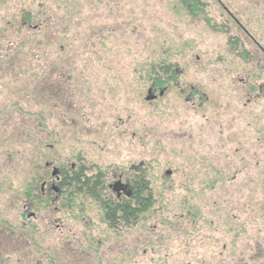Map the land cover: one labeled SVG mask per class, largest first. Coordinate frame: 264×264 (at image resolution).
<instances>
[{"label": "rangeland", "instance_id": "rangeland-1", "mask_svg": "<svg viewBox=\"0 0 264 264\" xmlns=\"http://www.w3.org/2000/svg\"><path fill=\"white\" fill-rule=\"evenodd\" d=\"M200 1L0 0V264H264V0Z\"/></svg>", "mask_w": 264, "mask_h": 264}, {"label": "trees", "instance_id": "trees-1", "mask_svg": "<svg viewBox=\"0 0 264 264\" xmlns=\"http://www.w3.org/2000/svg\"><path fill=\"white\" fill-rule=\"evenodd\" d=\"M183 4L186 6L185 8L187 9V11L191 13L195 11H201V7L204 5L203 3H201L200 0H183ZM235 24L237 25V22H235ZM158 67L161 68V64H159ZM163 82L164 80L161 79L160 77L157 78L156 80V83H158L159 85L163 84ZM49 92L50 90H48L47 93ZM33 94L34 93L31 94L32 98L34 96ZM43 99H45V97L41 95V97H39L36 100L34 99V101H39L40 103H42L40 104L39 107L41 110H42V106L46 110H48L46 103L41 102L43 101ZM35 105L32 107H36ZM24 107L25 109H27L31 106L28 102L27 103L25 102ZM45 127L50 128L48 127V123H46V121H45ZM142 173L137 174L135 178V183H134L135 185L133 186L134 190L132 193V197L129 199H123L121 201H116L115 199L107 196L106 194H103L102 192L99 193V191L104 190V188L98 187L99 184L97 183V181L98 178L100 177L96 178L95 182H93L91 186H88L89 183L87 177L85 176H83L84 178L83 181L80 180L79 174H74L73 179L71 178L70 179L75 183L85 187L86 193L92 195L94 198L96 197L98 199L99 195L101 194L105 196L104 199L100 200L102 204V210L104 212L105 221L109 225V227H117V226L131 225L135 218H137L142 213L147 212L151 206L153 193L151 188L149 187V182L145 177L144 172Z\"/></svg>", "mask_w": 264, "mask_h": 264}, {"label": "flooded vegetation", "instance_id": "flooded-vegetation-1", "mask_svg": "<svg viewBox=\"0 0 264 264\" xmlns=\"http://www.w3.org/2000/svg\"><path fill=\"white\" fill-rule=\"evenodd\" d=\"M228 15H229V13H228ZM234 21L236 22V20L234 19ZM149 73H150V77H151V83H150V86L148 87V89H147V96H150V100H154V99H157L158 97H160V96H162L163 95V93L165 92V90H166V84H158V83H156V80H157V78H161V79H163L164 80V82L163 83H166V82H168L170 79H171V72H169L168 70H167V68H160V67H158V68H156V69H151L150 71H149ZM159 74V75H158ZM55 91V90H54ZM52 98H53V101H54V99H56V93L55 92H53L52 91ZM56 101V100H55ZM58 101V100H57ZM54 105H55V107L57 106V103H55L54 102ZM54 107V106H53ZM80 169H79V178L81 177V175L82 174H80L81 173V171H82V169L83 168H81V167H79ZM69 172H72V171H69ZM73 173V172H72ZM75 173V172H74ZM61 174H62V178H63V181L61 182V183H63V185H67V184H76L74 181H72L71 179H73V175L72 176H70L69 175V173L67 172V171H65V170H61ZM75 174H78V172L77 173H75ZM86 177V176H85ZM71 178V179H70ZM80 180L81 181H83V179H82V177L80 178ZM127 185L125 184V187H126ZM104 191V190H103ZM130 196V195H129ZM121 197V196H120ZM119 196H118V194H116V198H120ZM130 198H131V196H130ZM115 199V198H114ZM123 199H126V198H123ZM123 199H115L116 201H121V200H123Z\"/></svg>", "mask_w": 264, "mask_h": 264}, {"label": "water", "instance_id": "water-1", "mask_svg": "<svg viewBox=\"0 0 264 264\" xmlns=\"http://www.w3.org/2000/svg\"><path fill=\"white\" fill-rule=\"evenodd\" d=\"M147 99H150V96H147ZM118 185L114 186V189L117 190L118 189Z\"/></svg>", "mask_w": 264, "mask_h": 264}]
</instances>
